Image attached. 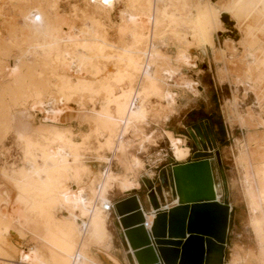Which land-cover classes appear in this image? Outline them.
Returning a JSON list of instances; mask_svg holds the SVG:
<instances>
[{"label":"bare ground","instance_id":"6f19581e","mask_svg":"<svg viewBox=\"0 0 264 264\" xmlns=\"http://www.w3.org/2000/svg\"><path fill=\"white\" fill-rule=\"evenodd\" d=\"M60 1L0 0V74L4 72L9 78L7 82L0 81L3 135L13 130L11 112L15 105L38 110L47 120L61 121L71 104L87 103L95 107L100 102L101 112L94 109L99 121L96 127L98 153L105 149L112 151L113 138L118 134H132L138 139L147 119L163 121L165 114L175 110V94L164 88L165 79L181 77V68L185 69L186 62L191 61L188 60L187 47L195 42L200 47L211 49L221 80L229 72L228 64L233 67L236 64L242 71L235 75L237 84L248 86L259 99L263 95L264 0H221L218 5L211 0H127V9L121 12L122 24L119 27L122 46L112 43L104 29L100 28L102 31L98 32L96 27L100 24L97 26L94 19H90L85 30L78 32L77 38L70 37L72 29L64 28L59 14ZM6 7H9L7 11ZM224 21L237 24L241 42L225 41L220 49H216L214 37L222 32ZM170 37L176 38L182 46L174 62L165 52ZM29 58L34 59L33 64L28 62ZM12 59L15 66L10 74L7 63ZM112 63L117 67L114 73L109 72ZM65 68L81 76L78 75L74 81L64 73ZM85 73H90L94 79H87L83 76ZM181 81V85L192 94H199L196 82L183 79V76ZM154 100H158V105H153ZM238 101L234 95L233 99L225 102V119L231 125L245 122ZM246 121H253V115ZM74 136L68 128L42 135L38 143L27 135L24 165L19 170L0 167V243L3 242L5 247L8 245L11 253H5L1 248L0 264H96L88 256L89 249L104 248L110 240L109 212L105 211V207L111 204L109 193L115 185L130 191L137 184L126 176L115 175L110 169L111 162L103 156L99 158L100 163H107L108 169L101 179H97L96 173L83 162L82 144L75 143ZM167 136L177 160H185L188 149L184 142L170 132ZM250 140L257 143L251 154L239 145V161L248 190L252 184L249 168L253 166L254 157L255 161L259 159L261 164L264 163V140L253 135ZM146 141L145 138L141 140L142 150L146 149ZM133 160L135 168H143L139 160ZM256 169L261 172L264 203V164ZM85 175L89 181L80 185V179ZM71 181L78 186L71 187ZM208 185L202 168L194 167L181 171L174 188L181 191L184 201L185 195L191 199L205 197L203 192ZM211 192L215 197L219 195L220 185H213ZM14 202L21 210L13 215L10 206ZM251 204L255 217L252 225L255 232L263 237V222L257 214V203ZM54 212H66L68 216L58 219ZM145 217L151 229L156 215L151 214L147 218L145 214ZM192 218L193 226H198L199 220ZM25 223L45 226V234L54 239L57 246H52L55 249L49 250V256L39 253L31 257L25 252L17 257V250L8 243L9 239L2 238L9 233L23 238L26 235L22 231ZM16 224L20 228L16 229ZM195 246L184 249L181 264L197 262L199 246ZM128 249L134 254L129 244ZM262 257L264 259V252ZM260 260L262 262L261 256ZM135 263L138 264L136 260Z\"/></svg>","mask_w":264,"mask_h":264},{"label":"rangeland","instance_id":"374dc122","mask_svg":"<svg viewBox=\"0 0 264 264\" xmlns=\"http://www.w3.org/2000/svg\"><path fill=\"white\" fill-rule=\"evenodd\" d=\"M211 2L214 5H218L221 0H211ZM60 5L59 14L64 24V28L69 30L72 29L71 31L68 30L70 32H68L70 37L77 38V35L79 34L78 32L82 31V29L85 30L86 26L89 25L88 22H90V19H94V21L96 20L98 22L97 26L99 24L102 26L99 25L96 27V29L98 28V32H101L104 29L103 31L109 33V38L112 43L122 46V44L119 43V41L122 42L119 40L121 39L119 35V27L122 24L121 12L127 9V0H61ZM8 9L9 7H6V11ZM187 29L188 30L185 28V31H189V28ZM214 39L216 49H220L225 41L228 43L234 42L239 44L241 42V36L239 35L237 24L235 22L224 21L222 32L216 33ZM129 40L130 39L128 38L127 41ZM262 45V48H264V43ZM181 48L182 46L179 45L177 39L170 37L165 52L172 58V61H176L178 52ZM187 51L189 56L188 60L191 61L187 60L188 62H186V65H190H184L185 69L181 68L182 74L180 76H183V79L196 82L199 94L194 95L187 90L184 85H181L182 81L179 76H176L175 80L172 78L165 79L166 82L164 88L170 89L175 94L176 108L174 111H169L165 114L163 121L149 118L145 121V124L143 123L145 134H148L149 136L154 135L158 147L149 145L146 150H138L137 147L133 148L134 145L129 142V138L126 139L132 134L128 136L118 134L114 137L115 139L113 138L112 143L115 147L113 148L112 146V148L115 149L114 151L116 153L121 154H124L129 149L133 148L130 153L140 157L145 162L144 171L138 174V179L142 186V189L138 192L139 195L143 201H146V204H148L147 197L150 196L149 198L151 199V202L154 203L155 200V203L158 205H160V203L165 205L168 202L173 201L174 195L170 190V183H172V180L169 165L174 164L176 161L173 158L170 144L163 136V132L165 130L172 131L176 137L183 138L186 141L187 146L191 149V156L187 159V161H189L193 159V155L199 150L198 145H200V140L198 139L196 132L192 129L193 126L201 123L203 119L213 120L217 132L215 138V153H219L222 164L221 172L218 162L215 160L217 162L214 167L215 176L218 183L222 186L223 200L227 205L231 204L233 207V214L230 219L231 231L227 241L225 263L264 264V259L262 257V253L264 252V236H259L254 230L252 224L255 217L253 214V206L251 204V202L258 204H256L258 209L257 214L259 219L263 222V230L261 232L264 233V203L261 196L263 195V183L260 177L261 172L256 169L257 166H261L264 163L261 164L258 159L257 161L260 163L259 164L254 160V157L252 161L253 166H250L251 168H249V175L252 180L249 190L246 189L247 187L244 181L242 184L241 172H238L234 165V155L236 154L239 157V145H241L240 147L247 153H250L257 145L256 142H251L250 136L253 135L254 137L260 138L261 141L264 140V88L262 90L263 95H261L262 97L259 99L250 88H247L248 86L246 87L237 84V78L235 75L241 74L242 71L239 69V66L235 64L233 67L231 63L228 64L229 72L226 74L227 76L225 75L221 80L210 48H206L205 46L200 47L199 44L195 42L191 44L190 47H187ZM239 55L241 56L240 53ZM14 58L15 54L13 59ZM13 59L7 63L10 66V69L7 70L8 73L14 69L15 64ZM237 60L238 59H235V62H237ZM233 61L234 60H230V62ZM28 62L33 64L34 59L29 58ZM193 64H195V66H193ZM112 65L113 66L110 67L109 72L114 73L116 72L117 67L114 63H112ZM63 71L65 74L70 75L74 81L78 78V75L81 76L80 73L75 74L68 68H65ZM233 71H236L237 73L233 74ZM2 75L0 74V81L2 83L7 82L9 79L7 78V74L3 72ZM83 76L86 78L88 77L87 79H94L90 73H85ZM234 95L239 99V108L242 112V116L245 118V122L235 123V125L233 124L234 127H232L225 119L224 109L225 102L233 99ZM157 102L158 100H154L153 105H158ZM63 107L66 108V106ZM68 107L70 109L66 108L67 113L62 117V120L56 121L54 119H45L41 112L38 110H31L30 107L24 109L21 105L13 106L11 112L13 130L6 134L7 136L3 135V123L0 122V167L7 166L11 169L19 170L24 165V154L27 146L25 137L27 135L30 136L31 141L38 143L42 140V135L45 136V134H50L53 130H65L68 128L75 134L73 139L74 142L82 144V150L85 154L82 153L86 158V160H83L92 164L98 172L104 171L102 169V163H100L101 154L98 153V150L96 151L99 146V137L96 133V127L99 121L97 119V113H94V109L95 111L101 112V103L98 102L95 107L90 106V104L87 103L71 104ZM113 114L115 115L114 110ZM251 114L253 115V121H246ZM190 129H192L198 142H196L191 136L189 132ZM41 130L44 131L43 134L41 133ZM262 137L263 139H261ZM112 148L111 150L113 151ZM102 151V156L105 157L107 152H111L109 150ZM113 168L116 172H121V169L118 168L115 162ZM133 170L140 171V169L137 168H133ZM150 174L154 176L151 177ZM82 179L83 177L80 179V182H82ZM97 179H101V177H98ZM85 180H87V178H85ZM0 181V183H2L1 178ZM74 185L75 183L71 181L70 186L73 187ZM151 186L153 187V190H151ZM241 187L246 202L241 195ZM245 189L247 190V195L245 194ZM164 192L170 194L165 196ZM4 196L8 198L7 194ZM152 196H154V199ZM121 197L122 195L116 191L114 194H110L109 200L117 201ZM11 206L10 211L13 210L11 212L13 215L18 209L21 210V207L15 202L11 204ZM19 210L17 213L20 212ZM54 215L58 219H64L65 216H68L66 212H54ZM111 218L112 221L109 223V231L113 234L112 241L115 242V247L112 246L108 254L116 256L121 259V261L125 260L126 264H133V257L130 256L127 258L126 256L125 249H127V246H123L119 242V225L117 222L115 223L113 221V216ZM250 225L253 228L258 242H256V238L252 235V232L247 231V229H250ZM15 228L18 229L20 226L16 224ZM40 228L42 230H40ZM44 229L45 226L35 227L29 226L28 223H25L22 231L25 232L24 234L26 235L23 238H19L15 233L3 235L2 238L4 237L5 240L9 239V242H7L17 250V257L25 252H28L31 257H36L39 253L40 255L43 253L42 256H49V250L52 251V249L54 250L57 246H55L54 239L47 237ZM1 243L0 249L2 248L5 253H10L9 247L7 248L8 245L5 247V244L3 242ZM52 246L55 247L53 248ZM116 248L118 250H116ZM242 248L246 249L250 258H241L239 252H236L238 250L241 251ZM32 249H35V251L37 250L38 252L36 251L35 254V251H32ZM105 250L106 249L104 248L91 247L88 251V256L91 257L96 264H112L107 257L108 254ZM127 250L129 252V249ZM234 251L235 255L233 253Z\"/></svg>","mask_w":264,"mask_h":264},{"label":"water","instance_id":"95a60500","mask_svg":"<svg viewBox=\"0 0 264 264\" xmlns=\"http://www.w3.org/2000/svg\"><path fill=\"white\" fill-rule=\"evenodd\" d=\"M205 121L203 119L192 128L200 140L199 150L194 153L192 161L171 169V182L176 186L181 171L202 168L209 184L203 192L205 197L191 199L185 195L184 201L169 210H162L156 205L157 214L150 231L145 227L146 217L136 191L115 203L117 222L120 230H123L122 238L134 251L133 256L138 264H181L184 249L193 244L199 246L195 264H225L233 210L217 200L211 192L215 183L211 159L216 158L221 172L222 164L219 153H215L214 129ZM192 129L189 132L198 142ZM192 216L200 222L196 227L193 226Z\"/></svg>","mask_w":264,"mask_h":264},{"label":"crops","instance_id":"0c3cea01","mask_svg":"<svg viewBox=\"0 0 264 264\" xmlns=\"http://www.w3.org/2000/svg\"><path fill=\"white\" fill-rule=\"evenodd\" d=\"M145 124V123H144ZM144 124L142 125V128H141V130H140V135L138 136V139H136L133 135H130V136H128L126 139H130L129 140V142H131L134 146H133V148H135V147H137L138 148V150H142L141 149V146H140V143H141V140L143 139V138H145V139H147L148 141H146V143H145V148L147 149V146H149V145H153V147H158V144H157V141L154 139V135H151V136H149L148 134H145V132H144ZM230 125H231V123H230ZM235 125V124H234ZM234 125H231L232 127H234ZM168 132H170V133H172L173 135H174V133L172 132V131H167V130H165L164 132H163V136L165 137V139L168 141V143L170 144V149H171V152H172V155H173V158H174V160L176 161L174 164H171V165H169L170 166V169H172L173 167H175V166H178V165H185V164H187V163H190L192 160H189V161H187V159H189L190 158V156H191V149L187 146V144H186V141L183 139V138H180V137H176L175 135V137L176 138H178V139H181L183 142H184V146L188 149V156H187V158L185 159V160H182V161H180V160H177V158L175 157V154H174V150H173V147H172V145H171V142H170V139L168 138V136H167V133ZM134 140H133V139ZM139 142V143H138ZM133 148H131V149H129L126 153H124V154H121V153H116V152H107L106 153V157L105 156H103V157H105V158H107L110 162H111V164H110V169L112 170V172L116 175H121V176H126V177H128L130 180H132V181H134V183L135 184H137V187L136 188H134V189H132V190H130V191H124L123 189H121L120 187H118V185H115V187H114V189H113V191H111L110 193H109V196H108V199H109V197H110V194H114L116 191H118L119 193H120V195H122V197L119 199V200H117V201H112V200H109V203H111L112 204V202L113 203H117V202H119V201H122V200H124V199H126L127 197H129V196H131L132 194H133V192L134 191H136L135 192V194L138 196V198H139V201H140V204H141V206H142V208H143V211L145 212V214H146V216H147V218H148V216L149 215H151V214H157V211H156V205L160 208V209H162V210H164V209H172V208H174V207H176V205H178V204H180L181 202H182V197H181V191L177 188V190L175 191V189L176 188H174L175 186H174V184L173 183H170L171 184V188H170V190H171V192H173V201H171V202H168L167 204H161L160 203V205H158L157 203H155V200H154V203L153 202H151V199L149 198L150 196H148L147 198V201H148V204L150 205H148V204H146V201L144 200L143 201V199L141 198V196L139 195V191L142 189V186H141V183H140V181H139V179H138V174L139 173H142L143 171H144V169H145V167H144V165H145V162L140 158V157H138V156H136V155H133V154H131L130 152L132 151V149ZM145 149V150H146ZM105 150H108V149H105ZM96 151H97V149H96ZM102 153L103 152H100L99 154H101V156H102ZM84 158V160H86V158L85 157H83ZM133 158L134 159H137V160H139L141 163H142V165H143V168H137V169H140V171H138V170H133V168H135V166H134V160H133ZM83 160V162H85ZM216 160V158H213V159H211V163L213 164V167H215L216 166V164H217V162L215 161ZM114 162L116 163V165L118 166V168H120L121 169V172H116L115 170H114ZM85 163H87V162H85ZM234 165H235V167H236V169H237V171L239 172H241V178H242V184L245 182V180H244V170H243V168H242V166L240 165V161H239V157L235 154L234 155ZM169 166H167V167H169ZM87 167H89V168H91V170H93L95 173H96V178H98V177H101L102 178V175L104 174V172H106L107 171V169H108V164L107 163H103L102 164V169L104 170V171H99L98 172V170H96V168L92 165V164H90V163H87ZM161 171V170H160ZM151 177L152 176H154V175H150ZM82 178V177H81ZM85 178H87V180H85ZM89 181V177H88V175H85V176H83V179H82V182H80V185H85L87 182ZM244 181V182H243ZM75 183V182H74ZM216 184H219L218 183V181H217V179H216V177H215V183H214V186L216 185ZM77 184L75 183V187H77L76 186ZM220 185V184H219ZM73 186V187H74ZM139 186V187H138ZM234 186V185H233ZM222 191H223V189H222V186L220 185V194L219 195H216V199L217 200H219L220 202H222V203H224V204H227L224 200H223V194H222ZM130 192H132L130 195H129V193ZM178 193V194H177ZM247 193V190L245 189V194ZM170 193H165L164 192V195L165 196H168ZM150 195V194H149ZM241 195H242V197H243V199H244V201H245V197H244V195H243V191H242V187H241ZM247 195V194H246ZM153 197V199H154V196H152ZM167 198V197H166ZM178 201V204H174L175 203V201ZM246 202V201H245ZM231 208H232V210H233V207H232V205L230 204L229 205ZM247 206V205H246ZM109 214V219H108V229H109V223H111V221H112V216H113V221L116 223L118 220H117V215H116V213H115V211L113 212H111V213H108ZM232 214H233V211H232V213H231V218H232ZM118 223V222H117ZM230 231H231V229H230ZM247 231L248 232H252V235H254L255 236V238H256V235H255V233H254V231H253V228H252V226L250 225V229H247ZM119 242L121 243V245H123V246H127V249H128V244L126 243V241L122 238V232H121V230L119 229ZM110 234H111V238H110V240L108 241V243L106 244V246H104V249L106 248V250H105V252L108 254V252L111 250V248H112V246L113 247H115V245H114V241H112L113 240V234H112V232H110ZM256 242H258L257 241V238H256ZM117 243V242H116ZM101 249H103V248H101ZM127 249H125V253L127 254L126 256H127V258H129L130 256L131 257H133V264H136L135 263V258H134V256H133V254L132 253H130V252H128V250ZM116 250H118L117 248H116ZM236 252H239V255L241 256V258H250L249 256V253L248 252H246V249H244V248H242V250L240 251V250H238V251H236ZM234 253V255H235V251L233 252ZM232 253V254H233ZM106 254V255H107ZM238 254V253H237ZM107 257L109 258V260H110V262L112 263V264H126V261L125 260H123V261H121V259H119V258H117L116 256H112V255H107ZM225 262H226V259H225ZM225 264H230L229 262L228 263H225ZM249 264V263H248ZM259 264V263H258Z\"/></svg>","mask_w":264,"mask_h":264},{"label":"built area","instance_id":"2783aa9c","mask_svg":"<svg viewBox=\"0 0 264 264\" xmlns=\"http://www.w3.org/2000/svg\"><path fill=\"white\" fill-rule=\"evenodd\" d=\"M151 192V191H150ZM105 211L111 213L112 211L114 212L115 211V203L112 202V204H110L109 206H106L105 207ZM145 227L148 231H150V228L148 227V223H147V220L145 222Z\"/></svg>","mask_w":264,"mask_h":264},{"label":"flooded vegetation","instance_id":"af4514ba","mask_svg":"<svg viewBox=\"0 0 264 264\" xmlns=\"http://www.w3.org/2000/svg\"><path fill=\"white\" fill-rule=\"evenodd\" d=\"M205 122H208V124L210 125V126H212V128L214 129V139L216 138V136H217V132H216V130H215V123H214V121L213 120H206ZM200 124V123H199ZM195 125H197V124H195Z\"/></svg>","mask_w":264,"mask_h":264}]
</instances>
